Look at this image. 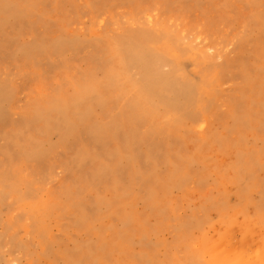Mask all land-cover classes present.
<instances>
[{
    "label": "rangeland",
    "instance_id": "374dc122",
    "mask_svg": "<svg viewBox=\"0 0 264 264\" xmlns=\"http://www.w3.org/2000/svg\"><path fill=\"white\" fill-rule=\"evenodd\" d=\"M263 245L264 0H0V264Z\"/></svg>",
    "mask_w": 264,
    "mask_h": 264
},
{
    "label": "bare ground",
    "instance_id": "6f19581e",
    "mask_svg": "<svg viewBox=\"0 0 264 264\" xmlns=\"http://www.w3.org/2000/svg\"><path fill=\"white\" fill-rule=\"evenodd\" d=\"M141 58H139V60H140ZM176 63V62H175ZM145 64H146V62H145ZM177 64V63H176ZM149 75V74H148ZM163 75V74H162ZM216 76V75H215ZM172 77V76H171ZM174 77V76H173ZM164 78V77H163ZM174 79V78H173ZM172 82H174V81H172ZM159 84H160V82H159ZM172 86V85H171ZM157 87V86H156ZM159 88V87H158ZM170 89V88H169ZM171 89H172V87H171ZM170 89V90H171ZM185 92V91H184ZM183 91H182V93L181 94H183L184 93ZM188 92H191L190 90L188 91ZM188 94H190V93H188ZM185 95V94H184ZM193 95V94H192ZM190 96V95H189ZM188 96V97H189ZM174 102V101H173ZM172 102V103H173ZM173 105H174V103H173ZM172 107H174V106H172ZM177 110V109H176ZM40 206V205H39ZM31 207H34L33 205L31 206ZM37 210L36 211H39L38 210V208H36ZM46 212V211H45ZM40 213V212H39ZM39 213H36V214H39ZM42 214V213H41ZM44 214V213H43ZM40 215V214H39ZM42 216V215H41ZM43 218V217H42ZM44 218H45V216H44ZM36 219V218H35ZM42 220V219H41ZM255 255H256V257L260 260V262L262 263V264H264V245L261 247V248H259L258 250H257V252L255 253Z\"/></svg>",
    "mask_w": 264,
    "mask_h": 264
}]
</instances>
